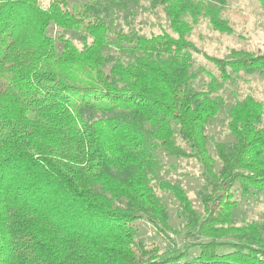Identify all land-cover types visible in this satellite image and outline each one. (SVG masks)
Segmentation results:
<instances>
[{
  "label": "trees",
  "instance_id": "16d2710c",
  "mask_svg": "<svg viewBox=\"0 0 264 264\" xmlns=\"http://www.w3.org/2000/svg\"><path fill=\"white\" fill-rule=\"evenodd\" d=\"M110 3L161 8L172 33L124 32L93 0H0V264H264L263 226L234 222L236 191L264 193V105L247 96L230 108L233 142L216 143L217 171L207 131L224 100L216 78L192 88L197 19L232 28L204 0ZM65 32L82 35L83 48ZM207 58L224 83L264 75V54ZM159 152L196 159L208 189L199 214L181 186L162 183L185 217L183 247L153 187ZM142 219L167 251L137 241Z\"/></svg>",
  "mask_w": 264,
  "mask_h": 264
},
{
  "label": "rangeland",
  "instance_id": "374dc122",
  "mask_svg": "<svg viewBox=\"0 0 264 264\" xmlns=\"http://www.w3.org/2000/svg\"><path fill=\"white\" fill-rule=\"evenodd\" d=\"M52 0H39L40 5L47 8ZM71 5L80 7L91 0H68ZM99 3L103 9V16L114 19L116 28L130 33L137 31L145 36L160 34L162 31L172 33L168 16L159 9H152L148 3L141 6L122 8L110 3V0H93ZM211 13L218 14L232 28L231 34L220 33L213 29L210 21L203 13L193 26L189 39L199 50L195 54L191 73L194 76L192 88L194 91H205L209 88L212 78L217 79L219 89L215 93L224 100V107L219 116L210 123L207 131L209 151L216 159V170L219 171L221 163L216 156L215 145L218 142L232 143L233 138L229 130V110L237 102H242L247 96H251L264 105V75L260 71L251 73L241 72L233 75L228 82H223L213 63L207 57L225 58L233 51H243L255 54H264V9L258 0H204ZM106 9V11H105ZM49 34L59 37V31L51 27ZM78 48H83L82 35L76 32H65ZM58 47L62 45L58 42ZM113 60L117 54L110 51ZM112 60V61H113ZM109 67V66H108ZM262 126L264 127V118ZM178 143L189 151V147L181 139ZM160 169L157 171L153 187L160 201L167 207L169 213V225L179 234L167 233L175 243L183 247L185 233V217L180 213V206L176 198L169 191L162 188V183L179 185L185 190L193 207L202 214V196L208 192L206 183L202 178V166L196 159H177L170 157L165 152H159ZM238 208L234 214V222L237 227H243L249 223L263 226L264 230V193L243 197L236 191ZM137 229V241L145 244L149 249L160 247L162 251L168 250V243L164 236L157 233L155 227L146 219L135 223ZM264 233V232H263ZM206 238L194 239L193 242H206ZM224 251V250H221ZM199 249L191 251V256H196Z\"/></svg>",
  "mask_w": 264,
  "mask_h": 264
}]
</instances>
